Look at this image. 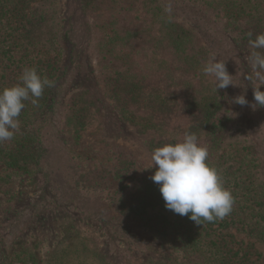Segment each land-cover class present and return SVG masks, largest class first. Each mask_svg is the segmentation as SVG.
Masks as SVG:
<instances>
[{
  "label": "trees",
  "instance_id": "trees-1",
  "mask_svg": "<svg viewBox=\"0 0 264 264\" xmlns=\"http://www.w3.org/2000/svg\"><path fill=\"white\" fill-rule=\"evenodd\" d=\"M166 1L0 0V90L20 83L25 68L53 82L38 106L24 101L19 128L11 140L0 142V264H107L84 246L70 252L67 244L58 245L40 255L36 244L15 245L28 231L35 230L39 241L46 237L42 226L36 227V216L71 209L103 223L114 219L118 227L169 244L171 253L165 252L162 264H264V171L256 155L239 183L229 186L231 213L198 225L166 209L151 179L156 167L138 152L85 140L93 111L113 101L142 107V97H153L160 87L156 77L170 81V73L191 90L190 128L208 151L217 152L242 118H257L264 138V107H251L252 86V97L233 79L234 86L218 91L212 76L209 90L199 87L205 64L223 60L216 59L218 38L227 54L249 57V33L252 39L264 33V0ZM174 5L184 9L183 18L168 10ZM61 12L65 26L75 18L81 22L87 40H71L69 27L52 41L49 58L38 50L39 38ZM243 90L249 105L233 102ZM11 172L28 176L35 189V200L24 208L19 209L21 199L10 187ZM240 186L247 193L241 201L234 194Z\"/></svg>",
  "mask_w": 264,
  "mask_h": 264
},
{
  "label": "rangeland",
  "instance_id": "rangeland-1",
  "mask_svg": "<svg viewBox=\"0 0 264 264\" xmlns=\"http://www.w3.org/2000/svg\"><path fill=\"white\" fill-rule=\"evenodd\" d=\"M169 9L171 13L176 14V17H180L179 14L184 10L180 5H174ZM190 17L189 14L187 19ZM187 19L184 18L189 24ZM64 20L65 16L61 12L56 22L49 24L46 31L42 32L38 50L43 51V56L53 58L55 44L52 41L69 27L73 28L68 32L71 40L86 42L87 36L84 30L79 29V26H82L81 22L75 18L72 21L73 24L65 26ZM206 35L212 37L210 32ZM215 45L217 47L216 59L222 57V62L227 61L228 73L232 75V79L244 88L245 94L252 97V89L258 86V81L255 80L247 56L242 57L240 54L241 58H238L234 54H227L222 44L219 43V38ZM169 76L170 81L165 80L162 75L156 77L160 87L153 97L148 98L147 95L146 99L142 97L144 100L142 107H138L139 104L135 105V103L131 106H120L113 101L104 109L93 111L85 140L95 144L100 143V145L104 141L123 145L138 152L147 164L152 166L151 153L154 148L180 141L186 132H195L190 128L189 113L192 109L193 97L191 90L185 87L186 83H178V78H180L178 74L170 73ZM250 76H252L251 80ZM210 86H212V80L210 76L205 75L199 84L200 90L206 92ZM244 90L236 92L237 96L244 95ZM253 120L255 121L251 122V119L244 118L237 120V124H233L236 132L223 141V149L221 150L222 147H220L217 152L215 149L208 151L206 162L218 170L223 186L229 191H234L229 186L239 183L240 175L250 162L255 163L254 155H256L258 167L264 171V138L262 134H259L255 125L257 118ZM201 146L206 147L205 144ZM15 174L8 173V179L10 187L14 188L13 192L21 199L18 202L20 209L27 206L26 202L32 203L35 200L36 192L28 176ZM234 194L240 197V201L246 198L243 195H247L245 188L241 186L235 190ZM34 220L36 227L42 226V230L38 229L46 237L39 241L35 230L28 231L26 236H19L15 245L31 244L30 246H34L36 244L34 251L40 255L58 248V245L67 244L70 252L77 248L76 246L96 250L98 261L101 263H104L106 259L107 264H162L166 259L165 252L171 253V248L167 243L153 239L151 241L149 235L139 234V231L125 226L119 225L118 227L114 219L109 222H99L95 217H89L79 209L55 213L47 211L36 216ZM61 225L66 228V232ZM261 258L264 259V254Z\"/></svg>",
  "mask_w": 264,
  "mask_h": 264
},
{
  "label": "clouds",
  "instance_id": "clouds-1",
  "mask_svg": "<svg viewBox=\"0 0 264 264\" xmlns=\"http://www.w3.org/2000/svg\"><path fill=\"white\" fill-rule=\"evenodd\" d=\"M251 36L249 33L252 51L248 60L260 85L253 87L256 103L251 107H264V91L260 90L264 87V52L258 51L264 49V33L254 39ZM203 72L214 77L216 91L234 86L232 75L222 61H208ZM19 80L20 83L0 90V142L11 140L19 128L18 117L25 108L24 101L31 100L34 106H38L45 87L53 86V82L42 79L34 68H25ZM233 102L249 105L245 95L235 97ZM207 157V148L201 146L197 135L191 132H186L180 141L154 148L151 153L152 168L156 166L151 179L159 186L166 209L189 216L198 225H202V220L223 219L231 213L234 204V197L223 186L218 170L206 162Z\"/></svg>",
  "mask_w": 264,
  "mask_h": 264
}]
</instances>
